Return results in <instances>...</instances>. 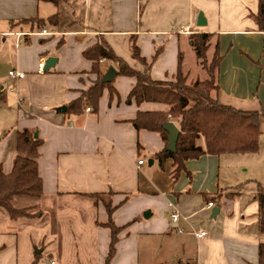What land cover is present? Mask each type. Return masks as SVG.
Segmentation results:
<instances>
[{"label":"crops","instance_id":"crops-1","mask_svg":"<svg viewBox=\"0 0 264 264\" xmlns=\"http://www.w3.org/2000/svg\"><path fill=\"white\" fill-rule=\"evenodd\" d=\"M39 4L43 3L0 0V64L6 67L0 80L17 86L11 92L25 113L20 130L13 135L14 153L19 131L38 132L43 140L39 175L44 196L42 206H37L38 216L28 220L46 218L51 211L56 221L44 230L40 246L30 242L24 250L19 230L25 219L11 221L0 212V225L5 224L0 228V264H258L264 235L259 233L255 191L262 182L248 180L256 189L240 195L239 190L244 192L249 186L244 178L227 174L223 178L221 173L222 168L231 167L230 158L237 160L241 155L190 160L187 172L174 180L172 159L162 168L155 157L166 147L161 135L136 130L132 123L140 111H168L169 107L128 103L137 83L134 77L117 74L112 81L116 93L104 90L98 113L87 108L82 114L67 115L61 109L66 110L96 80L92 63L83 53L98 37L133 69L149 72L155 81L171 82L181 55L183 71L190 76L186 51L194 54L201 68L190 36L211 34L209 58L216 47L220 54L217 99L237 110L260 113L262 139L264 32L256 22L259 0H76L73 11L81 15L80 20L66 29L53 27V31L51 26L39 30L22 23L48 18L40 15ZM200 13L206 22L203 26L197 24ZM42 30L50 34L28 35ZM18 33L25 35L17 46ZM131 40L149 67L132 58ZM157 50L160 54L154 60ZM50 57L57 59L55 66L38 73L39 62L46 63ZM99 66L103 76L110 67L117 70V64L107 60ZM11 70L24 72L26 77L13 80L8 74ZM14 153L1 163L6 172L12 169ZM141 160L144 163L139 165ZM98 194L102 196H94ZM213 194L219 198L208 208L205 196ZM104 196L115 208L114 224L121 228L110 261L112 239ZM69 202L83 208L69 215ZM174 210L181 215L178 223L171 219ZM202 231L207 236L198 238L196 233ZM48 242L62 256L41 261Z\"/></svg>","mask_w":264,"mask_h":264},{"label":"trees","instance_id":"trees-1","mask_svg":"<svg viewBox=\"0 0 264 264\" xmlns=\"http://www.w3.org/2000/svg\"><path fill=\"white\" fill-rule=\"evenodd\" d=\"M41 3L58 6L60 0H38ZM256 22L260 31L264 32V0H259V11ZM22 23L31 24L41 30L48 26L58 27L60 15L55 14L47 19L33 18L23 20ZM133 37L132 39H134ZM211 34H193L190 36L191 44L199 65L207 75L206 80L190 82L188 75L182 68V55L180 66L174 81H155L149 72H139L116 55L112 47L103 37H98L97 42L87 48L83 56L92 63L91 73L96 76L92 86L74 101L66 105L67 115L82 114L87 108L92 113H98L99 102L105 89L111 95L116 93L113 82L103 83V75L99 63L107 60L117 64L118 76L134 77L137 83L129 94L128 103L133 100L136 104L161 103L169 107L168 111L138 112L132 121L136 130H147L158 132L165 145L168 144V132L164 129L167 123H175L180 130L177 149L175 153L166 150V147L155 157L159 160L161 167L168 159L173 161L172 178L178 180L182 172H187L186 162L197 160L205 155H250L257 154L261 147V128L258 112L237 110L234 107L221 104L218 93V70L220 54L218 49L209 58ZM131 56L134 60L148 66L142 58L140 49L134 40L130 44ZM160 54L157 50L154 60ZM35 132L27 129L19 131L16 138V157L10 172H6L0 163V212L7 215L11 221L30 219L38 216L31 211L37 206L17 208L14 201L19 197H28L41 200L44 196L43 181L39 175L40 147L43 140L34 137ZM203 140V145L200 141ZM189 174V173H188ZM233 194H230V196ZM101 197L102 195H94ZM217 194L206 195V202H215ZM255 199L259 204L258 228L259 233L264 235V186L257 183ZM105 204V203H104ZM109 215L106 226L111 231V247L108 260L114 256L116 243L121 228L116 226L112 220L115 208L111 202L105 204ZM264 264V243L259 246V262Z\"/></svg>","mask_w":264,"mask_h":264},{"label":"rangeland","instance_id":"rangeland-1","mask_svg":"<svg viewBox=\"0 0 264 264\" xmlns=\"http://www.w3.org/2000/svg\"><path fill=\"white\" fill-rule=\"evenodd\" d=\"M76 0H60L58 6H54L51 4H39L40 5V15L42 17H49L53 14L60 13V28L59 29H66L68 26H72L75 21L80 20L81 15L75 14L73 11V7L75 6ZM81 13V12H80ZM78 24V23H77ZM76 25V23L74 24ZM80 26V23L77 25ZM51 31L55 30L53 27L50 28ZM194 62V63H193ZM186 69L187 72L190 74L189 81L195 82L196 80H206L207 75L204 70L199 68L196 65V58L194 54L192 55L188 51H186ZM6 67L1 66L0 64V79L4 76V71ZM0 80V163H7L10 156L14 153V145H13V135L16 130H20L21 121L25 116L24 110L20 108L18 104L17 95L11 92V89L14 88L17 90V86L14 84H10L9 82L4 83ZM215 96V92H213ZM203 143V141H200ZM16 156V153H14ZM230 157V156H229ZM237 160L234 158L231 162V167L226 171L222 168V176L223 178L228 176L231 177H238L244 178L246 185H249L244 192L240 191L238 194L247 193L250 189H253L254 185L252 184V178H257L260 182H262V186H264V135L261 139V147L257 154H250V155H241L238 156ZM11 159V158H10ZM234 191V190H233ZM256 192V191H255ZM230 192L229 194H235ZM248 194V193H247ZM232 196V195H231ZM233 197V196H232ZM103 202L105 204H109L108 197H103ZM14 206L17 208H26V207H34V206H42V200H37L28 197H19L16 198L14 201ZM68 206V214L74 215L76 209L83 208L81 205H77L76 202H69L67 203ZM73 206V207H72ZM42 211V210H40ZM33 214H38L39 209L36 208L35 210L31 211ZM54 212V210H53ZM4 217V216H3ZM55 215L50 211L46 213V218H36L34 220H23L24 227L20 228V242L21 246L25 250L27 245L30 242H33L36 246H40L42 243V236L44 230H48L49 225L54 223ZM5 224H1L0 228H4ZM51 227V226H50ZM54 243H47L46 247L43 249V254L41 257V261L49 260L52 256L54 260L60 258V254H58L53 248ZM49 246V247H48ZM22 249V251H23ZM40 251V249H36ZM68 253V251H66ZM63 254V253H62ZM60 255V256H59Z\"/></svg>","mask_w":264,"mask_h":264},{"label":"water","instance_id":"water-1","mask_svg":"<svg viewBox=\"0 0 264 264\" xmlns=\"http://www.w3.org/2000/svg\"><path fill=\"white\" fill-rule=\"evenodd\" d=\"M197 24L198 26H203L206 24L202 13H200L198 17ZM56 62H57L56 58H53V57L48 58L46 61L45 71H49L52 67H54ZM117 74H118V71L114 67H110L107 73L103 77V83H111L115 79ZM61 111H65V108H62ZM164 129L168 132V144H167L166 150L169 152L175 153L177 149V142L179 139L180 130L174 123H167L166 125H164ZM34 137L38 138V132L34 133ZM217 212H218V209H215L213 211V217L216 216Z\"/></svg>","mask_w":264,"mask_h":264},{"label":"built area","instance_id":"built-area-1","mask_svg":"<svg viewBox=\"0 0 264 264\" xmlns=\"http://www.w3.org/2000/svg\"><path fill=\"white\" fill-rule=\"evenodd\" d=\"M50 33H48L47 30H42L41 32H37V33H29L28 35H41V36H46V35H49ZM18 38V41L16 43V45H20L21 43V39L22 37L25 35L24 33H18V34H15ZM45 61L44 60H41L38 64V73L42 74L44 73L45 71ZM9 77H11L13 80H21V79H24L26 77V73L24 72H21V71H16V70H11L9 71ZM12 92H14V89H12ZM88 111H90V109L88 108L87 109ZM144 163L143 160L139 161V165H142ZM207 207L208 208H212L214 207V204L213 203H208L207 204ZM171 219L174 223H178L181 219V215L180 213L177 211V210H174L171 214ZM196 236L198 238H205L207 236V233L205 231H202V232H199V233H196ZM54 264V263H53Z\"/></svg>","mask_w":264,"mask_h":264}]
</instances>
